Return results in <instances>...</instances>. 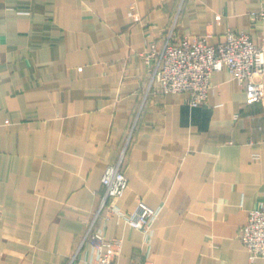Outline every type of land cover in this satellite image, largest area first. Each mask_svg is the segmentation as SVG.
Wrapping results in <instances>:
<instances>
[{
    "label": "crops",
    "instance_id": "1",
    "mask_svg": "<svg viewBox=\"0 0 264 264\" xmlns=\"http://www.w3.org/2000/svg\"><path fill=\"white\" fill-rule=\"evenodd\" d=\"M261 12L264 0H0V264H87L80 244L122 155L119 207L161 212L149 234L97 219L122 239L121 264H250L238 232L264 201V101L227 70L197 106L148 92L139 53L172 28L264 45Z\"/></svg>",
    "mask_w": 264,
    "mask_h": 264
},
{
    "label": "built area",
    "instance_id": "2",
    "mask_svg": "<svg viewBox=\"0 0 264 264\" xmlns=\"http://www.w3.org/2000/svg\"><path fill=\"white\" fill-rule=\"evenodd\" d=\"M133 9L134 6L131 15ZM260 14L264 15V12ZM252 16L257 14L252 13ZM174 33L172 28L165 40L148 41L139 53L146 65L148 92L188 93L189 102L197 106L207 100L213 89L214 74L227 70L245 87L248 103L264 101V45H258L248 33L236 29H228L225 39L216 44L210 42V33L184 35L179 39H175ZM122 161L123 155L117 163L108 165L102 176L104 194L80 244V248L86 244L91 247L87 264H121L122 239H108L103 228L95 230L99 217H103L106 224L116 216L130 227L149 234L160 215V208L143 199H138L136 207L130 211L119 207L118 201L126 198L130 190L128 178L121 168ZM238 238L246 246L250 264L258 257H264V201L249 212L247 221L239 228ZM130 264L144 262L136 259Z\"/></svg>",
    "mask_w": 264,
    "mask_h": 264
},
{
    "label": "rangeland",
    "instance_id": "3",
    "mask_svg": "<svg viewBox=\"0 0 264 264\" xmlns=\"http://www.w3.org/2000/svg\"><path fill=\"white\" fill-rule=\"evenodd\" d=\"M80 69H81V67H80Z\"/></svg>",
    "mask_w": 264,
    "mask_h": 264
}]
</instances>
